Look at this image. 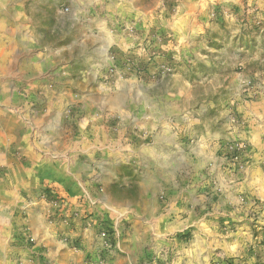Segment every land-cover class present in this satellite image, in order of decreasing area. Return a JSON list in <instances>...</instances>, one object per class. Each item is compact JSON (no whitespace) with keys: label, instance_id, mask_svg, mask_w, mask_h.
Segmentation results:
<instances>
[{"label":"rangeland","instance_id":"1","mask_svg":"<svg viewBox=\"0 0 264 264\" xmlns=\"http://www.w3.org/2000/svg\"><path fill=\"white\" fill-rule=\"evenodd\" d=\"M8 5L26 10L16 19L75 83L111 101L124 88L150 135L185 138L180 175L204 191L200 219L167 228L181 263L264 264V0H0Z\"/></svg>","mask_w":264,"mask_h":264},{"label":"crops","instance_id":"2","mask_svg":"<svg viewBox=\"0 0 264 264\" xmlns=\"http://www.w3.org/2000/svg\"><path fill=\"white\" fill-rule=\"evenodd\" d=\"M20 14L0 6V264H182L168 229L200 219L204 191L180 175L185 138L150 135L124 88L75 83Z\"/></svg>","mask_w":264,"mask_h":264},{"label":"built area","instance_id":"3","mask_svg":"<svg viewBox=\"0 0 264 264\" xmlns=\"http://www.w3.org/2000/svg\"><path fill=\"white\" fill-rule=\"evenodd\" d=\"M44 194V196H46V197H50L51 199H50V205L52 206V207H54L55 208V210H57V209H59L60 208V206H61V203H62V199L61 198H57V197H52L50 194V192H44L43 193ZM100 234L102 235V236H105L106 235V231H101L100 232Z\"/></svg>","mask_w":264,"mask_h":264}]
</instances>
